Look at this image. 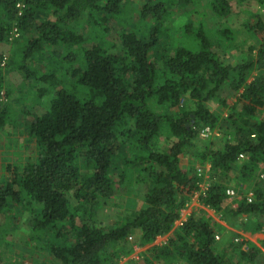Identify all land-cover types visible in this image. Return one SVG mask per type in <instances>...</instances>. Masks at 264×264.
Instances as JSON below:
<instances>
[{
    "label": "trees",
    "instance_id": "obj_1",
    "mask_svg": "<svg viewBox=\"0 0 264 264\" xmlns=\"http://www.w3.org/2000/svg\"><path fill=\"white\" fill-rule=\"evenodd\" d=\"M124 1L0 0V44L13 45L18 57L8 63L0 52V128L10 109L1 99L5 70H19L28 82L40 81L35 95L41 100L49 92L45 83L52 89L46 109L38 112L28 102L20 109L18 118L28 120L27 133L38 152L21 170L7 165L8 174L0 180V219L25 212L30 238L39 240L59 264H118L133 251L131 236L142 247L167 234L199 190L200 178L194 169L182 167L180 157L200 137L199 130L209 126L225 139L218 149L202 145L196 152L203 164L208 157L211 170L200 204L222 210L225 218L248 215L244 229L264 248L263 189L255 186L250 202L244 189L235 206L226 205L225 193L228 182L236 187L235 181L245 184L264 174L263 19L248 12L243 27L257 47L250 46L248 56L232 64L219 56L203 19L174 28L164 24L174 16L189 18L197 0H145L138 16L150 18V25L120 28L119 51H109L102 38L109 32L107 22L125 10ZM230 1L206 2L216 17L227 20ZM40 11L55 19L37 21ZM81 21L92 22V29L79 31ZM13 28L20 36H13ZM225 38L218 42L230 47ZM40 56L46 57L43 71L36 65ZM185 94L194 100V109H179ZM210 99L226 109L221 119L208 110ZM137 175H144L140 181L146 184L143 205L111 223L97 220L98 206L113 195L116 184L127 181L130 188ZM203 208L192 211L164 244L151 245L144 264H153L154 258L264 264L263 251L250 243L245 248L238 243L239 263L217 251L222 226Z\"/></svg>",
    "mask_w": 264,
    "mask_h": 264
},
{
    "label": "rangeland",
    "instance_id": "obj_2",
    "mask_svg": "<svg viewBox=\"0 0 264 264\" xmlns=\"http://www.w3.org/2000/svg\"><path fill=\"white\" fill-rule=\"evenodd\" d=\"M145 0H125L124 9L120 15L112 20H109L108 28L109 32L102 38L105 41L104 44L107 46L109 51H119L117 48L118 31L120 28L125 30H138V28H144L150 25L151 19L146 17L141 19L138 16V11ZM207 0H197L195 8L189 11L187 14L189 18L182 16H174V21L171 23L166 21L164 24H168V27L181 26L182 24L190 21L195 23L198 19H203L205 26L208 29L209 36L214 40V45L218 49L219 56L222 60L230 62L232 64L242 60L249 54L248 49L250 46H256L255 40L247 35L243 25L244 20L248 17V12L258 14L264 21V2L259 3L254 0H231V16L226 20L224 18L216 17L213 12L207 7ZM86 19V17H84ZM54 16L50 12H38L36 13V20H54ZM248 20V19H247ZM82 22V21H81ZM90 24L86 22L80 23L78 29L84 34L92 29ZM227 30L224 34L222 31ZM180 32L173 34V37L179 35ZM20 36V33H15L13 36ZM228 36L230 47H226L222 43L218 42V38L221 40H227L225 36ZM18 36V37H19ZM13 41V40H12ZM165 43V37L162 38ZM111 43H116L114 47ZM13 45L9 43L0 44V52L5 55L8 59L6 61L11 62L13 59H18L17 56H13ZM254 48V55L257 48ZM47 51H44V55ZM38 57L36 59V65H40L43 71V62L46 57ZM6 64V63H5ZM5 64L1 65L2 67ZM37 69V67L34 65ZM60 80V77L57 78ZM5 88L1 90L3 97L1 98L6 104L10 106L7 124L3 128H0V180H2L8 174L6 171L7 165H14L21 170L28 162H34L37 157V148L34 140H31L28 136V120L18 118V114L24 109L23 106L27 102L34 103L36 108L38 107L41 111L42 108L46 109L48 106V100L50 94H52L51 84H46L49 92L44 100L36 97L35 87H40L39 83L28 82L23 79V75L19 70H5ZM27 84V85H26ZM42 84V85H45ZM61 86V85H60ZM66 87V85L64 86ZM228 99L227 102H231ZM3 104V102H1ZM194 100L190 99L185 94L180 103V108L192 110L195 107ZM209 111L218 115L221 119L226 115V109H222L216 99H210L205 102ZM23 108V109H22ZM37 108V109H38ZM24 116V115H23ZM224 134L217 129H214L212 135L208 138H200L194 140L193 144L186 148L185 152L180 157V164L184 168L194 169L197 176L200 178L198 183L199 190L197 194L187 203L186 207L180 212V217L175 221L172 226V230L176 229L187 216L199 207H205L200 204V197L202 191L210 183L211 170L209 163L206 158L204 164L201 159L196 155V152L200 151L202 145H205V150H215L222 146L224 142ZM243 159V157H240ZM236 170V169H235ZM114 175L117 176L120 173L119 170L113 171ZM144 176V175H142ZM142 176H134L132 178V185L129 188L128 182H119L115 186L113 195L106 201V203L98 206L96 218L99 221L111 223L116 218L131 213L133 210L140 208L143 205L141 196L144 193L143 190L146 187L144 181H140ZM237 186L235 187L232 182L227 183L228 188L235 190V196L233 198L228 197L226 205L235 206V201L240 198L244 189H247V195L251 193L255 186H259L264 191V174L258 173V176L249 183H240L235 181ZM245 195V196H247ZM203 197V196H202ZM204 209V208H203ZM207 216L211 217L212 221L215 222L222 229L218 230V236L216 238L217 243L215 244L217 251H221L225 254L226 258L231 261L239 263L241 261L238 257V243H242V248H245L248 243L259 247L263 253L264 248L257 242L253 234L249 230L244 229V222L248 220V215L240 214L237 216H222V210L218 212L214 209L205 207ZM20 214V215H19ZM25 212L16 210L15 218L2 216L0 219V232L5 234V240L0 243V264H14L16 261H20L22 264H59L44 248H40L41 242L39 240H33L30 238L29 232L25 226V220L23 217ZM17 221V222H14ZM163 236H158L155 240L148 245L142 247L137 246L134 243L132 236L130 241L132 243L133 251L122 258L118 264H144V257L149 256L147 251L151 245H162L166 242L169 233ZM151 257V256H150ZM161 261V262H159ZM243 260V264H244ZM153 264H185L178 260H166L162 261L154 258ZM241 264V263H240Z\"/></svg>",
    "mask_w": 264,
    "mask_h": 264
},
{
    "label": "built area",
    "instance_id": "obj_3",
    "mask_svg": "<svg viewBox=\"0 0 264 264\" xmlns=\"http://www.w3.org/2000/svg\"><path fill=\"white\" fill-rule=\"evenodd\" d=\"M16 6L18 7V14H20L21 13V5H20V3H17L16 4ZM13 32H14V34L15 33H17V30H16V28H13ZM213 132H214V129H211L209 126H204V127H202L200 130H199V136L201 137V138H203V139H205V138H208L210 135H212L213 134ZM240 157H243L242 155H240ZM208 187V186H207ZM207 187H206V189H204L203 191H202V195H204L205 194V192H206V190H207ZM225 193H226V195L228 196V197H230V198H233L236 194H235V190L234 189H232V188H227L226 189V191H225ZM197 194V192L195 193V195ZM194 195V196H195ZM193 196V197H194ZM252 194L251 193H249L247 196H246V199H247V201H251L252 200Z\"/></svg>",
    "mask_w": 264,
    "mask_h": 264
},
{
    "label": "crops",
    "instance_id": "obj_4",
    "mask_svg": "<svg viewBox=\"0 0 264 264\" xmlns=\"http://www.w3.org/2000/svg\"><path fill=\"white\" fill-rule=\"evenodd\" d=\"M205 208V207H204Z\"/></svg>",
    "mask_w": 264,
    "mask_h": 264
}]
</instances>
